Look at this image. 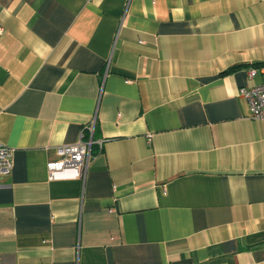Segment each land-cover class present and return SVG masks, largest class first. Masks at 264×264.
Segmentation results:
<instances>
[{"label":"crops","instance_id":"0c3cea01","mask_svg":"<svg viewBox=\"0 0 264 264\" xmlns=\"http://www.w3.org/2000/svg\"><path fill=\"white\" fill-rule=\"evenodd\" d=\"M0 26V264H264V119L238 92L264 0H0ZM80 132L83 178L48 180Z\"/></svg>","mask_w":264,"mask_h":264},{"label":"built area","instance_id":"2783aa9c","mask_svg":"<svg viewBox=\"0 0 264 264\" xmlns=\"http://www.w3.org/2000/svg\"><path fill=\"white\" fill-rule=\"evenodd\" d=\"M2 28L0 26V32ZM264 72V67L262 68ZM254 68L248 70L252 76ZM239 94L246 100L248 117L254 120L264 119V78L250 87H241ZM82 132L77 141L55 147L56 158L45 162L48 180L57 178H83L89 157V147L93 142L90 137L82 139ZM101 146V140L96 141ZM11 168L10 149L0 143V174H6Z\"/></svg>","mask_w":264,"mask_h":264},{"label":"trees","instance_id":"16d2710c","mask_svg":"<svg viewBox=\"0 0 264 264\" xmlns=\"http://www.w3.org/2000/svg\"><path fill=\"white\" fill-rule=\"evenodd\" d=\"M236 67H238V65H233V66H231L228 70H234ZM225 72H227V69H226Z\"/></svg>","mask_w":264,"mask_h":264}]
</instances>
